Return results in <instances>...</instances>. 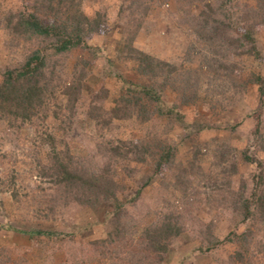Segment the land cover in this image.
Wrapping results in <instances>:
<instances>
[{"label":"rangeland","instance_id":"obj_1","mask_svg":"<svg viewBox=\"0 0 264 264\" xmlns=\"http://www.w3.org/2000/svg\"><path fill=\"white\" fill-rule=\"evenodd\" d=\"M39 3L0 0V83L54 41L19 28ZM80 7L104 28L48 50L32 116L0 108V264H264V0Z\"/></svg>","mask_w":264,"mask_h":264},{"label":"trees","instance_id":"obj_2","mask_svg":"<svg viewBox=\"0 0 264 264\" xmlns=\"http://www.w3.org/2000/svg\"><path fill=\"white\" fill-rule=\"evenodd\" d=\"M81 1L58 0L56 4H53L50 0H41L39 10L43 9V12L44 10L48 12L44 13L48 20H42L34 14L29 18L22 17L23 19L18 22L19 28L32 31L36 36H52L54 41L42 50L36 49L29 53L18 67L4 72V79L0 83V108L9 109L10 114L13 113L20 117L32 116L36 106L43 103L45 89L40 83L45 79V72L48 68V50L60 53L84 45L85 33L100 31L104 28L99 22V14L90 18L82 11ZM13 30L15 31L16 28ZM214 30L218 34V28L215 27ZM250 36H253L251 30L247 34V37ZM250 51H255V48ZM145 94L149 95V92L146 90ZM137 103L138 101L134 104L137 105ZM144 118L147 119L148 115ZM54 166L57 171L54 174L56 176L54 181L61 184L67 190L66 192L70 193L71 190L86 185L89 192L96 197L99 194L106 198L113 197V182L105 179L102 184L103 179L100 176L94 173L83 174L84 171L78 172L75 168L72 169L60 159L57 153L50 168ZM85 203L93 202L87 199ZM116 204L118 207L119 204Z\"/></svg>","mask_w":264,"mask_h":264}]
</instances>
